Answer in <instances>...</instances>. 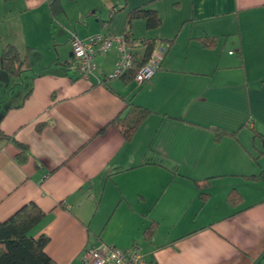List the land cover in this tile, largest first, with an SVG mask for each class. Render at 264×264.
<instances>
[{
    "label": "crops",
    "instance_id": "1",
    "mask_svg": "<svg viewBox=\"0 0 264 264\" xmlns=\"http://www.w3.org/2000/svg\"><path fill=\"white\" fill-rule=\"evenodd\" d=\"M53 1L0 0V54L14 46L29 71L19 98H3L0 81V131L27 147L20 163L0 142V222L38 208L29 235L48 238L55 264H82L102 244L137 247L145 264H264V182L247 179L264 171V0H58L52 15ZM146 6L161 24L134 21L131 41L166 49L151 81L103 84L115 50L82 78L70 34H123ZM128 103L152 112L130 141L114 123ZM211 129L236 136L215 141Z\"/></svg>",
    "mask_w": 264,
    "mask_h": 264
},
{
    "label": "trees",
    "instance_id": "2",
    "mask_svg": "<svg viewBox=\"0 0 264 264\" xmlns=\"http://www.w3.org/2000/svg\"><path fill=\"white\" fill-rule=\"evenodd\" d=\"M49 7L52 15H54L55 12L58 13L62 11L58 0H54ZM54 8H56V11H54ZM121 10H123V8H121L120 11ZM116 12L118 11H113L112 14ZM111 18L112 15H110L109 19L111 20ZM136 20H143L148 30L157 29L161 24V20L156 11L147 8V6L135 8L128 13L123 35L134 50L138 47H142L145 48V52L143 55H140L134 51L131 70L120 78H124L126 82L134 80L140 68L149 60L155 49V40H144L139 42L138 45H134L131 41V28L133 22ZM200 43L203 47L212 48L216 45L217 41L215 38H203L200 39ZM24 68L25 60L22 58L18 49L11 45L5 46L0 54V71L6 73L9 79H19L24 72ZM102 83L104 84L106 81ZM29 94L30 93L26 94L25 99ZM21 106L22 103L15 106V108ZM10 109L12 108H7V110ZM151 113L152 112L147 108L128 103L124 111L114 120V123L121 129L125 140L130 141L138 128ZM211 131L215 141H219L224 137L235 138L236 136L235 133H229L218 129H211ZM254 139L259 140L264 150V136L254 132ZM2 141L12 142L22 150L17 156L18 162L24 163L27 160L26 146L17 143L13 138L5 136L0 131V142ZM263 153L264 152H261V154ZM257 160L258 158H254L255 162H257ZM247 179L261 180L264 182V171H261L257 176H250ZM203 195L206 196L204 193ZM205 199L204 197L203 200ZM241 201V195L235 190H232L227 196V202L232 206L239 205ZM43 218V212L35 206H28L20 210L9 220L0 222V264H55L44 251L48 243V238L46 236H41L35 239L29 235L30 231L40 223ZM155 229L156 225L152 224L145 230L144 236L147 240L151 239Z\"/></svg>",
    "mask_w": 264,
    "mask_h": 264
},
{
    "label": "built area",
    "instance_id": "3",
    "mask_svg": "<svg viewBox=\"0 0 264 264\" xmlns=\"http://www.w3.org/2000/svg\"><path fill=\"white\" fill-rule=\"evenodd\" d=\"M69 44L73 61L82 78L92 76L97 68L96 59L112 50L117 53L116 67L111 74L105 77V81L120 79L133 66L135 50L129 45L123 34L95 33L79 38L77 34L71 33ZM165 51V48L153 50L149 60L134 77V82L137 85L147 84L151 81L160 67ZM82 264H145V261L137 247L120 250L114 246L102 244L99 247L86 250L82 255Z\"/></svg>",
    "mask_w": 264,
    "mask_h": 264
},
{
    "label": "rangeland",
    "instance_id": "4",
    "mask_svg": "<svg viewBox=\"0 0 264 264\" xmlns=\"http://www.w3.org/2000/svg\"><path fill=\"white\" fill-rule=\"evenodd\" d=\"M63 1V4L65 5V0H62ZM71 2H75V0H69ZM91 1H94V2H97L98 4H103V1L104 0H91ZM112 2L116 1V0H110ZM70 4V3H68ZM85 1L84 0H81L80 1V5H85ZM69 6H73V5H69ZM28 69L27 67L25 66L24 68V72L21 74L23 75V77L19 78V79H10V82H9V85H3L4 86V95H3V98H6L7 97V94L8 95H12V96H16L17 98L20 97V95H23L24 93H26V91L29 89V81L27 80V77H28ZM21 80L24 82V86H20L21 84ZM6 86V87H5ZM10 93V94H9Z\"/></svg>",
    "mask_w": 264,
    "mask_h": 264
},
{
    "label": "water",
    "instance_id": "5",
    "mask_svg": "<svg viewBox=\"0 0 264 264\" xmlns=\"http://www.w3.org/2000/svg\"><path fill=\"white\" fill-rule=\"evenodd\" d=\"M0 81L2 83H4L5 85H7L8 81H9L8 75L2 71H0Z\"/></svg>",
    "mask_w": 264,
    "mask_h": 264
}]
</instances>
